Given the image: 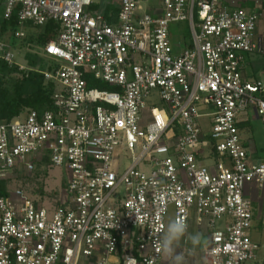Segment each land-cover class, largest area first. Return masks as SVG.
<instances>
[{
	"label": "built area",
	"instance_id": "2783aa9c",
	"mask_svg": "<svg viewBox=\"0 0 264 264\" xmlns=\"http://www.w3.org/2000/svg\"><path fill=\"white\" fill-rule=\"evenodd\" d=\"M240 2L116 0L111 22L93 0H0L17 40L58 25L42 48L54 61L43 73L57 86L54 109L0 123V178L45 162L69 172L52 210L22 190L0 196V264H172L160 243L170 211L187 228L192 213L206 224L207 264L256 261L245 185L264 197V159L243 133L252 116L264 133L263 5ZM181 22L191 39L176 52L171 30ZM19 52L0 38V60L28 71ZM254 53L263 68L250 77Z\"/></svg>",
	"mask_w": 264,
	"mask_h": 264
},
{
	"label": "rangeland",
	"instance_id": "374dc122",
	"mask_svg": "<svg viewBox=\"0 0 264 264\" xmlns=\"http://www.w3.org/2000/svg\"><path fill=\"white\" fill-rule=\"evenodd\" d=\"M115 1L116 0H113V2ZM111 2L112 0H93V5L96 7L97 11L103 12L107 4ZM144 5L146 4L144 3ZM1 17L2 12L0 11V21L2 20ZM261 22L264 27V13L263 18L260 20V23ZM186 28L187 22H181L173 25L172 31L175 35L179 34V30H184ZM27 29L28 32H31V29ZM33 32L38 33L35 31ZM190 37L191 33L189 32L186 37L187 42H190ZM174 40L176 41V39ZM175 41H173L174 45L177 43ZM19 50L20 57L18 58V62L20 63H25L23 56L27 52H38L41 56H46L43 49L36 44L33 46H19ZM260 56L261 55L258 53L247 54V59L255 57L256 60H258V63L250 65V70H252V72H259L263 68ZM201 123L207 131L208 128L206 125L209 124V119H202ZM244 126L245 129L243 136L247 140L249 150L252 151L255 159L263 160L264 133L262 130L261 120L256 116H252L250 122L246 123ZM117 157L123 166L128 165L129 154L120 153V151H118ZM1 179L7 182V189L9 192L22 190L26 196L36 201L38 204L52 210L60 204L61 198L63 197L67 187L66 183L69 179V172L65 167H56L49 164L38 163L32 172H28L23 165H20L13 172H10L6 178ZM245 188L246 196L252 200L255 195H258L254 185L246 183ZM253 211L255 219L254 227L251 230V236L261 246L257 254V259L253 264H264V197H259V201L254 202ZM172 219L173 214L172 211H170L166 221V226ZM218 225L221 226L222 223L219 222ZM196 233H200L202 239L201 243L194 247L189 240V236ZM208 237L209 231L206 224L203 223V225L199 226L196 215L192 213L187 232L184 237H182L181 240L173 246V251L171 253L166 252L167 261L172 264H207L204 251L208 245Z\"/></svg>",
	"mask_w": 264,
	"mask_h": 264
},
{
	"label": "trees",
	"instance_id": "16d2710c",
	"mask_svg": "<svg viewBox=\"0 0 264 264\" xmlns=\"http://www.w3.org/2000/svg\"><path fill=\"white\" fill-rule=\"evenodd\" d=\"M92 11H96L94 5ZM119 7L113 4H107L104 8L105 14L112 13L111 22L116 21ZM0 38H7L13 45L18 47L37 46L43 48L46 43L57 36L58 25L54 22H48L43 27H36L29 32L23 40H17L8 32L16 27V20L0 21ZM38 32V33H34ZM189 34L188 28L185 29V36ZM24 58L29 65L28 71H21L18 66L10 67L5 61L0 60V123L10 122L17 118L25 116L30 110H36L43 113L47 110H53V94L57 86L49 82L44 77V71L54 63L46 56H41L38 52H27ZM89 87H96L102 90H113L105 83L98 82L88 77ZM48 164V162H45ZM67 186V183H66ZM7 182L0 178V196H8Z\"/></svg>",
	"mask_w": 264,
	"mask_h": 264
},
{
	"label": "crops",
	"instance_id": "0c3cea01",
	"mask_svg": "<svg viewBox=\"0 0 264 264\" xmlns=\"http://www.w3.org/2000/svg\"><path fill=\"white\" fill-rule=\"evenodd\" d=\"M256 1H259L262 5H263V13H264V0H241V2H240V4H241V6L242 7H245V8H248V9H251V8H253L254 7V5H255V2ZM116 2V1H115ZM115 2H113V0H112V2L110 3V4H115L116 5V3ZM118 5V4H117ZM112 14V13H111ZM116 19H117V15H116ZM187 28H188V26H187ZM263 30V31H262ZM188 31H189V29H188ZM260 31H262V32H260ZM190 32V31H189ZM264 27H263V24H262V22L261 23H259V25H258V28H257V39H258V41L261 43V45H262V49H263V51H264ZM179 36V37H178ZM174 39H176V41L174 40ZM180 39V40H179ZM171 40H172V43H173V41H175V42H177L175 45H174V43H173V46H174V49H175V51L176 52H179L180 50H181V48L183 47V46H185L186 45V43H188L187 41H186V36H185V29L183 30V29H181V30H179V34H175L174 35V33H173V31L171 30ZM181 40H184V41H181ZM258 60H256V58L254 57V58H249V59H247V62H246V64H245V74L247 75V76H250V77H257L259 74H260V71L258 72V71H256V72H252V70H250V64L251 65H253V64H256V63H258L257 62ZM259 64H261V63H259ZM260 66V65H259ZM261 69V68H260ZM256 201H259V196L258 195H255L254 197H253V200H252V202H253V204H254V202H256ZM260 248H261V246H260Z\"/></svg>",
	"mask_w": 264,
	"mask_h": 264
},
{
	"label": "clouds",
	"instance_id": "9594fccd",
	"mask_svg": "<svg viewBox=\"0 0 264 264\" xmlns=\"http://www.w3.org/2000/svg\"><path fill=\"white\" fill-rule=\"evenodd\" d=\"M163 232L164 234L160 241L162 245L161 248L164 252L171 253L173 251V246L177 244L187 232V223L182 218H174L168 222L166 227H163ZM201 239L200 233L189 236V240L194 247L201 243Z\"/></svg>",
	"mask_w": 264,
	"mask_h": 264
}]
</instances>
